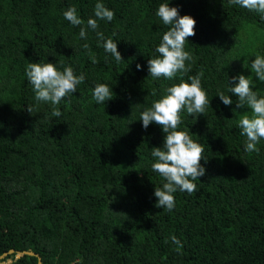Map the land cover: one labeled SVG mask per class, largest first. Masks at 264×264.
<instances>
[{
  "label": "trees",
  "instance_id": "trees-1",
  "mask_svg": "<svg viewBox=\"0 0 264 264\" xmlns=\"http://www.w3.org/2000/svg\"><path fill=\"white\" fill-rule=\"evenodd\" d=\"M97 2L114 19L97 20L93 31L87 20L95 19ZM167 2L196 21L182 78L203 72L210 100L204 114L180 113L177 130L204 148L205 175L194 181L196 192L173 194L171 211L155 206L154 189L166 181L151 167L152 148L163 146L165 134L140 121L180 82L179 74L153 78L147 66L168 29L156 15ZM69 7L84 21L86 39L64 18ZM97 32L117 43L122 61L104 51ZM258 55L264 57V14L229 0H0V256L32 251L42 264H264V139L259 151L244 150L239 121L252 113L236 108L228 91L242 74L264 97V82L251 70ZM29 62L71 66L85 79L53 106L35 99ZM100 83L114 93L104 105L92 95Z\"/></svg>",
  "mask_w": 264,
  "mask_h": 264
},
{
  "label": "clouds",
  "instance_id": "clouds-1",
  "mask_svg": "<svg viewBox=\"0 0 264 264\" xmlns=\"http://www.w3.org/2000/svg\"><path fill=\"white\" fill-rule=\"evenodd\" d=\"M230 4H238L250 11L264 14V0H229ZM156 15L161 18L164 25L168 26L167 31L162 35L155 52L159 55L150 57L147 61L148 72L153 78L164 77L172 80L180 75V82L166 88V94L154 101L150 108L141 113L140 121L142 126L147 127L155 123L164 135L162 147H153L151 155L155 162L151 165L154 172L159 173L164 180L161 187H155L154 196L156 207L171 211L175 206L174 193L179 190L192 194L197 191V181L199 177L205 175V169L200 161L203 159V146L194 141L189 131L177 130L181 124L180 113L186 109L189 116L204 114L205 106H209L207 93L201 86L203 72L194 76H188V81L182 77L190 71V65L186 66V61H191L192 56L185 51V43L188 38L195 35L196 21L189 15L181 16L177 7H169V3H161ZM64 18L73 26H81L84 21L77 15L75 7H69L63 12ZM95 19L87 20V28L95 31L99 25L97 20L111 22L114 19V12L101 2L94 6ZM97 37L103 41L102 47L106 53H110L117 62L122 61V56L117 50V43L112 38H105L102 32H97ZM115 35V33H113ZM81 39L87 38L86 28L81 26L79 31ZM83 48L89 50V56L93 64L98 63L95 54L89 49L88 44ZM137 70H141V65H136ZM251 70L258 78L259 82H264V57L256 56L251 63ZM25 75L33 87L35 99L37 101L50 102L53 106L58 105L62 99L69 94L76 93L77 86L85 77L83 74L76 75L71 66L58 70L55 63H32L29 62L25 69ZM233 84L228 91L235 95L239 102L236 108L247 107L251 110V116L243 115L239 121L242 129L241 135L246 136L247 142L244 150L247 152H257L256 145L264 139V97H258L252 79L242 74L232 77ZM153 95L156 93L153 92ZM93 99L97 104H103L114 97L112 88L107 84H97L93 89ZM220 101L229 106L233 103L229 95L223 92L217 95ZM31 112V109L28 108ZM62 113L53 108L52 115L59 117ZM174 243H179L173 236Z\"/></svg>",
  "mask_w": 264,
  "mask_h": 264
},
{
  "label": "water",
  "instance_id": "water-1",
  "mask_svg": "<svg viewBox=\"0 0 264 264\" xmlns=\"http://www.w3.org/2000/svg\"><path fill=\"white\" fill-rule=\"evenodd\" d=\"M14 254L15 259H18L22 255H28V256H36L38 258L37 264H42L39 256L35 254L32 251H23V252H15L14 250H10L7 253H4L0 256V264H11L13 259L12 258H6L9 255ZM6 258V259H5Z\"/></svg>",
  "mask_w": 264,
  "mask_h": 264
}]
</instances>
